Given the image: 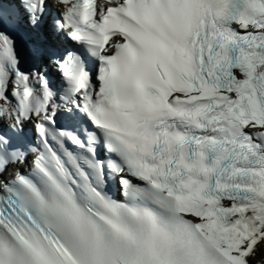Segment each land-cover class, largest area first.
<instances>
[{
  "label": "snow or ice",
  "instance_id": "6c2138e0",
  "mask_svg": "<svg viewBox=\"0 0 264 264\" xmlns=\"http://www.w3.org/2000/svg\"><path fill=\"white\" fill-rule=\"evenodd\" d=\"M0 264H264V0H0Z\"/></svg>",
  "mask_w": 264,
  "mask_h": 264
}]
</instances>
